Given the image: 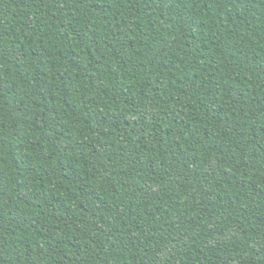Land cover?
I'll list each match as a JSON object with an SVG mask.
<instances>
[{"label":"trees","instance_id":"16d2710c","mask_svg":"<svg viewBox=\"0 0 264 264\" xmlns=\"http://www.w3.org/2000/svg\"><path fill=\"white\" fill-rule=\"evenodd\" d=\"M0 264H264V0H0Z\"/></svg>","mask_w":264,"mask_h":264}]
</instances>
